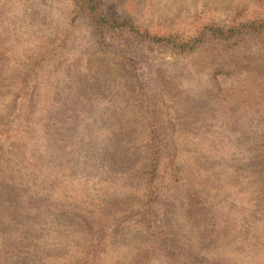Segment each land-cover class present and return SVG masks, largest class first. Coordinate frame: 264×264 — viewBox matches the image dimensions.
<instances>
[{"label": "rangeland", "instance_id": "obj_1", "mask_svg": "<svg viewBox=\"0 0 264 264\" xmlns=\"http://www.w3.org/2000/svg\"><path fill=\"white\" fill-rule=\"evenodd\" d=\"M98 2L140 32L189 40L264 16V0ZM72 10L0 0V180L19 183L21 218L40 230L25 261L264 264V156L253 161L264 151V79L238 69L261 41L180 53L100 38ZM155 152V196L142 210L139 177ZM197 194L207 208L191 214ZM212 222L221 233L202 231ZM154 227L171 251L148 238Z\"/></svg>", "mask_w": 264, "mask_h": 264}, {"label": "trees", "instance_id": "obj_2", "mask_svg": "<svg viewBox=\"0 0 264 264\" xmlns=\"http://www.w3.org/2000/svg\"><path fill=\"white\" fill-rule=\"evenodd\" d=\"M73 7L74 20H80L84 18L90 26L91 30L98 37L118 39L120 35H128L138 38L140 40L151 43L155 46H162L171 50H177L180 53L190 52L194 50L196 44H203L213 48V52H228V50L234 49L245 39L254 38L259 39L261 47L259 50L252 51L250 59L246 58L238 69L259 74L264 79V16H258L253 20L246 23H236L228 27L207 25L204 26L199 36L194 40L184 38L178 33L172 31L165 32L164 35L149 33L148 31L140 32L132 25L125 21H119L114 17H105L102 14L101 4L98 0H69ZM114 43V42H113ZM1 63V62H0ZM224 66V65H223ZM226 66H224L225 68ZM227 69V68H226ZM228 69H231L228 67ZM261 71V72H258ZM227 74L229 72H226ZM152 141H156V147L158 146L157 137L152 138ZM264 156V151H258L256 158ZM160 159L157 153L152 155L149 159L146 170L142 172L140 176L141 185L143 186V193L139 197L141 202V209L150 206L151 200L155 196L154 180L156 171L160 165ZM258 170L261 174V168L253 166L251 168V177H258ZM15 177H19L16 175ZM20 178V177H19ZM17 179V178H12ZM19 183L10 181L5 182L0 180V264H36V261L30 259L26 260L28 254H24V244L28 243L29 235H34L40 230L36 231L29 228L24 224V219L21 218V208L18 194ZM215 193V190H211ZM208 197L206 195L193 196V202L189 213H194L200 208H207ZM217 226L215 223H209L207 227L202 228L207 235H211L215 232L221 233L223 228ZM209 228H214L212 233ZM149 239L151 238L156 244H161L164 250L171 251L173 248L168 234L162 233L155 227L148 231ZM150 239V240H151ZM58 246V244H57ZM29 248V245L26 249ZM222 250V249H221Z\"/></svg>", "mask_w": 264, "mask_h": 264}]
</instances>
